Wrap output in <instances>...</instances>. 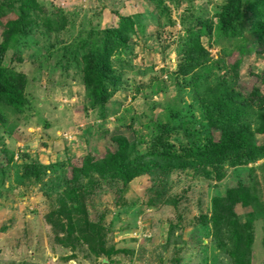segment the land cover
Masks as SVG:
<instances>
[{
  "label": "rangeland",
  "instance_id": "1",
  "mask_svg": "<svg viewBox=\"0 0 264 264\" xmlns=\"http://www.w3.org/2000/svg\"><path fill=\"white\" fill-rule=\"evenodd\" d=\"M229 1L178 5L166 0L169 17L161 14L151 21L154 6L146 0H36L31 30L4 61L28 80L34 102L27 118L7 111L16 125L12 134L0 129V264H232L229 246L215 241L210 219L231 207L222 197L238 184L255 195L247 198L251 204H235L233 212L239 222H252V264H264V158L241 165L223 158L165 175L144 173L126 185L92 173L76 188L68 186L72 168L84 156L100 160L116 151L115 137L136 141L140 152L162 141L185 154L195 144L203 148L210 140L218 142L226 130L234 133V124H210L209 104L221 93L211 91L216 82H226L237 101L250 102L245 120L253 129L258 126L253 111L264 109V102L254 95H264V47L249 30L256 19L249 10L252 1L247 14L242 10L245 31L230 35L220 28L219 14ZM188 7L205 21L204 28L182 24ZM113 10L123 17L140 16L142 25L128 41L125 59L135 68L123 70L128 85L99 116L98 110L87 109L90 99L74 69L67 77L61 68L50 72L42 65L47 58L69 61L67 53L87 24L117 28ZM52 15L61 18L55 30L46 31L44 22ZM14 18L8 14L0 20V41L1 25ZM198 46L205 62L184 75L187 51ZM213 115L223 125L219 115L226 114L216 108ZM254 142L262 147L264 135H255ZM31 160L44 168L38 178L26 180ZM57 207H75L74 215H60ZM255 207L263 214L254 216ZM101 215L104 221L98 224Z\"/></svg>",
  "mask_w": 264,
  "mask_h": 264
},
{
  "label": "trees",
  "instance_id": "2",
  "mask_svg": "<svg viewBox=\"0 0 264 264\" xmlns=\"http://www.w3.org/2000/svg\"><path fill=\"white\" fill-rule=\"evenodd\" d=\"M146 1L151 2L154 6V14H150L151 21H157L156 19L161 14L165 18L169 17V9L165 6L166 0ZM170 1L174 4L178 3V5L188 2V0ZM250 1L253 2V5L249 10L252 17H256V19L252 22L249 30L258 37L259 45L264 47V15L260 16L261 13H264V0H230L219 14V26L230 35L237 34L243 29L245 31L246 27L243 24L245 13L242 10L250 8ZM35 3L36 0H2L0 2V20L8 14L15 16L14 19L7 20L4 25H1L0 129L2 128L3 134H12V130L16 127L15 124L13 126V123L8 121V110L13 115L24 116V118H27L28 113L33 111L34 101L30 97L31 93L27 90L28 80L16 70L5 66L4 61L7 51L14 49L18 44L20 45L22 39L31 30L33 25L32 13L37 10ZM112 12L118 16L117 28L99 29L98 23L94 25L87 24L88 27L78 34L76 39L77 46H71L67 53L71 57L69 61H65V63L54 61L52 63L47 58L46 64L43 61L42 65L49 66L50 72H55V70L61 68L65 71L64 74L67 77H73V74L78 77L86 95L90 99L87 109L98 110L99 116H105L109 109L107 104L111 97L128 85V83L124 82L123 70L135 69L125 59V54L130 52L128 41L135 34L136 25H142L138 21L140 16L123 17L117 14L118 12L115 10ZM185 12L187 14L183 16L182 24L190 26L193 30L194 27L200 26V29L205 27V21H202L197 15L192 16L191 7H188ZM247 12L248 10L246 14ZM60 18L55 15L49 18L46 17L44 22L46 31L55 30L54 26L57 25ZM62 18L63 23H65L67 19L65 17ZM187 52L189 63L183 70L184 75L192 73L195 68L200 66V63L205 62V52L201 46L192 47ZM18 59L19 62L22 61L19 54ZM70 70L73 71L71 75L67 74ZM196 81L200 80L196 79ZM225 85L226 82L224 81L216 82L215 89L211 91L212 93H218L221 90V93L216 100H212L211 104H209L211 111L207 113L210 116L209 120L212 125L226 126L227 128L234 124L237 127L234 133L231 134L226 130L222 133L218 142L210 140L203 148L195 144L191 152L185 154L183 149H181L180 153L175 150L172 151L173 147L162 141H153L148 150L140 152L136 141L129 142L123 137H115L113 140L117 145L116 151H107L100 160L94 159L90 155L84 156L81 165L72 168L68 186L76 188L81 178L89 177L92 173H96L102 178L110 176L126 185L144 173L165 175L171 170L183 169L192 164L196 167L218 163L223 158L233 159L238 165H241L243 161H254L258 158H264V145L260 147L254 142L255 135H264L263 107L260 108L258 106L259 110L253 111V116L258 119V126L253 129L252 125L246 122L243 111L251 110L247 105H250V102L237 101V97ZM255 92L254 97L259 103H263L264 95L259 91ZM237 103L239 104L237 105ZM208 107V105H205L204 110L206 111ZM216 108L226 114L224 116L219 115L223 125L214 118L213 114ZM166 138H168V135H166ZM43 168L39 161H29L25 165L24 179L38 178ZM249 194L255 195L248 187L245 188L243 184H238L236 188L229 189L225 197H222V200L231 207H223L210 219L214 229L213 237L220 246H229L228 255L232 264H252V246L254 242L252 222H239L233 212L235 204L246 205L250 203L247 200L250 196ZM57 208L58 211L56 212L60 215H65L75 210V207H71V209H68V207ZM255 208L257 210V207ZM73 213L68 215H74ZM253 214L258 216L263 213L257 210ZM101 221H104V215L99 217L98 224H101ZM205 223H208L206 219L203 221V224Z\"/></svg>",
  "mask_w": 264,
  "mask_h": 264
}]
</instances>
